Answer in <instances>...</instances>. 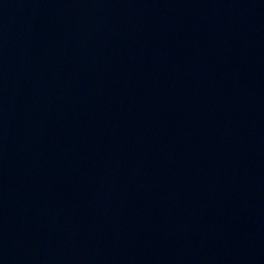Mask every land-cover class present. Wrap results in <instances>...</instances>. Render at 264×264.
Instances as JSON below:
<instances>
[{
    "label": "water",
    "instance_id": "1",
    "mask_svg": "<svg viewBox=\"0 0 264 264\" xmlns=\"http://www.w3.org/2000/svg\"><path fill=\"white\" fill-rule=\"evenodd\" d=\"M0 264H264V0H0Z\"/></svg>",
    "mask_w": 264,
    "mask_h": 264
}]
</instances>
